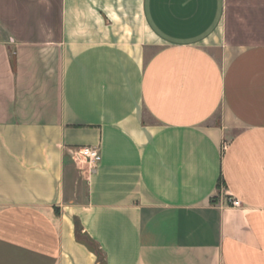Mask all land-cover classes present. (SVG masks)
Instances as JSON below:
<instances>
[{"label":"crops","instance_id":"0c3cea01","mask_svg":"<svg viewBox=\"0 0 264 264\" xmlns=\"http://www.w3.org/2000/svg\"><path fill=\"white\" fill-rule=\"evenodd\" d=\"M0 264H264V0H0Z\"/></svg>","mask_w":264,"mask_h":264},{"label":"built area","instance_id":"2783aa9c","mask_svg":"<svg viewBox=\"0 0 264 264\" xmlns=\"http://www.w3.org/2000/svg\"><path fill=\"white\" fill-rule=\"evenodd\" d=\"M77 155L83 157L86 161V163L93 167L96 164H98L101 160L100 151L97 147L93 146H81L78 147L76 150ZM229 203L231 206L239 207L240 206V200L235 197L229 198Z\"/></svg>","mask_w":264,"mask_h":264}]
</instances>
